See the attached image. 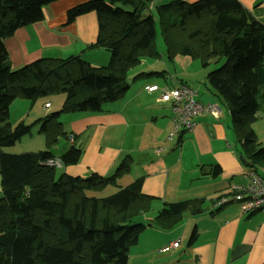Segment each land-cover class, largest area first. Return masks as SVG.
I'll use <instances>...</instances> for the list:
<instances>
[{
    "label": "trees",
    "instance_id": "trees-1",
    "mask_svg": "<svg viewBox=\"0 0 264 264\" xmlns=\"http://www.w3.org/2000/svg\"><path fill=\"white\" fill-rule=\"evenodd\" d=\"M54 1L0 0V264H128L129 248L146 227L171 229L204 208L203 199L167 203L149 223H142L154 198L141 192V178L116 186L106 196L95 193L115 185L128 161L110 176L91 172L82 177L58 174V168L47 165L45 161L54 157L50 150L3 151L33 124L20 121L11 126L9 107L18 97L31 105L64 95L58 111L34 121L47 130L46 121L58 119L60 113H96L121 99L129 88L127 72L141 57L157 59L165 53L173 61L178 54L189 56L202 67L214 66L205 76L208 90L229 107L243 163L264 177L257 170L264 166V146L252 127L264 99V24L238 0H171L157 5L154 0H84L66 11V23L96 13L98 32L92 46L109 52L105 65L95 67L71 55L41 57L13 69L3 40L42 20L44 7ZM158 36L164 48L158 46ZM181 84L188 85L171 87ZM57 131L64 135L60 126ZM56 137L47 139L48 144ZM74 143L58 156L61 166L79 161L82 149ZM220 172L212 165L203 174Z\"/></svg>",
    "mask_w": 264,
    "mask_h": 264
},
{
    "label": "crops",
    "instance_id": "crops-1",
    "mask_svg": "<svg viewBox=\"0 0 264 264\" xmlns=\"http://www.w3.org/2000/svg\"><path fill=\"white\" fill-rule=\"evenodd\" d=\"M83 1L51 2L44 7L42 20L20 27L6 37L3 42L11 67L16 69L41 57L65 58L71 55L86 58L85 61L95 67L105 65L109 61V52L104 47L92 46L98 32L96 13H84L66 23V11ZM238 1L264 24V0ZM152 63V59L141 57L139 65L142 67L133 75L135 80L129 84L125 95L104 104L100 112L59 114L60 129L64 133L61 137L66 144H62L58 153L51 151L53 156L58 158L72 142L81 147L82 153L76 164L56 167L58 174L64 172L84 177L95 172L110 176L125 160L128 168L117 176L115 185L104 188L112 190L109 193L114 192L116 186L123 187L141 178V192L154 198L150 211L157 212L167 203L204 200L201 213L186 215L171 229L157 227L150 234L148 228L151 226L146 227L139 238L145 239L149 245L142 246L143 253L140 252L139 256L143 259L138 264H262L264 214H244L232 201L215 205L231 184L249 182L247 174L251 166L243 163L227 103L212 94L213 101L208 98L204 102L198 100L202 105L216 103L220 109L218 117L201 112L195 117L196 125L192 131L168 139L172 126L171 105L158 101L157 93L147 92L144 87L187 82L180 77L168 78L171 74L165 69L162 75L156 73L159 70ZM55 97L56 103L62 105L64 95L58 93ZM16 99L9 107V116ZM38 100L31 105L28 100L22 102L26 118L33 116L36 121L44 117L39 116V106H35ZM51 105L52 102H42V106ZM255 116L252 127L257 141L264 146V99ZM20 121H23L21 117ZM70 137L73 138L70 140ZM59 147V143L56 144V148ZM212 165H218L221 172L215 176L203 174ZM257 168L264 176V166ZM1 193L0 176V196ZM191 233L194 234L193 240H189ZM175 241L180 244L174 246L175 249L168 248Z\"/></svg>",
    "mask_w": 264,
    "mask_h": 264
},
{
    "label": "rangeland",
    "instance_id": "rangeland-1",
    "mask_svg": "<svg viewBox=\"0 0 264 264\" xmlns=\"http://www.w3.org/2000/svg\"><path fill=\"white\" fill-rule=\"evenodd\" d=\"M168 1H171V0H154L156 5L161 4V3H166ZM158 32H159V30H158ZM157 38H158V44H159L158 46L164 48V44L161 41V37L158 36ZM91 50H96V49H91ZM108 55L110 58L109 53H108ZM109 58H108V60H109ZM84 59L87 60L86 58H84ZM152 61H153L152 65H153V67H155V69H157V70H162V69L164 70L165 69L168 71L169 74H171V75L167 76L168 78L169 77L184 78V81H186L188 83V85H190V87H193L196 89V91H198L197 98L200 102L206 101L207 98L212 100V101L215 100V98L211 95L210 91L208 90V87L206 85V79H205L206 74L209 71H211L212 69H214L213 65H211L208 68L202 67L198 60L191 59L189 56H184L181 54L174 56L173 61H171V60L169 61L167 59V55L164 53V55L162 57L157 58V59H152ZM135 67H136V69L133 71V69ZM137 67H139V68H137ZM140 67H142V66L138 64V65L131 67L129 69L130 71L128 70L129 72L127 74V81L129 84H132L133 81L135 80V79H133V75L136 72H138L137 70H140ZM158 83H162V82L158 81ZM55 95H51L50 97H47V98H41L37 101L35 106H39V111H38L39 116H41V115L47 116V115H49L53 112H56L60 109L61 104L56 103L57 99H56ZM43 100L47 101V102H52V105L49 107L42 106ZM22 102H27V101L25 99L18 98L13 103L12 108H11L9 121H10L12 127H14L16 125V123H18L20 117L23 120V122L26 124L33 123L31 125L30 132L28 134L22 136V138L19 141H17L14 145L9 146V147H4L3 150L6 152H10V153L37 152L40 150H50L53 153L60 152L61 151L60 149H62V144L65 142L62 139L61 134H59V132L57 131V127L60 126L59 118L58 119L54 118V117L49 118L46 121L47 122L46 123L47 130H41V122H38V123L35 122L34 123L36 117L33 118V116H32L30 118V116H28L26 118L25 106H24V103H22ZM55 136H57L55 138L56 141H53V142L48 144L47 139L54 138ZM58 143H59L60 147L57 149L56 144H58ZM56 170H59V169H56ZM109 191H112V190L101 189L100 191L97 190L96 192L95 191L94 192L97 195L99 194L101 196H106V195L110 194ZM155 214H156L155 211L147 212L146 216L141 217L139 221L142 223H146V222L149 223L151 221L150 219H152ZM154 230H157V226H155V225L151 226L150 229L148 228V231L150 232V234ZM146 242L147 241H145V239H143V241H142V239L140 237L138 244H134V245L130 246L128 264H138L139 260L141 263V260L143 259V257H140L139 253L142 252L141 251L142 246L148 244ZM148 242H149V240H148ZM179 244L180 243H178L177 245H179ZM168 248L175 249L174 246L168 247ZM168 248H166V249L168 250ZM166 249L164 248V250H166Z\"/></svg>",
    "mask_w": 264,
    "mask_h": 264
},
{
    "label": "built area",
    "instance_id": "built-area-1",
    "mask_svg": "<svg viewBox=\"0 0 264 264\" xmlns=\"http://www.w3.org/2000/svg\"><path fill=\"white\" fill-rule=\"evenodd\" d=\"M144 90L157 93L158 101L171 105L172 126L167 136L170 140L181 132L192 131L196 125L195 117L201 112H207L213 117H218L220 112L216 103L202 105L197 99V91L188 85L181 84L177 87L146 85ZM45 163L49 166H61L60 160L56 157L48 158ZM247 176L249 178L247 184H231L228 192L221 195L215 205L232 201L240 206L244 214L252 212L264 214V177L253 169L248 170ZM177 242L170 243L168 247L176 246Z\"/></svg>",
    "mask_w": 264,
    "mask_h": 264
}]
</instances>
